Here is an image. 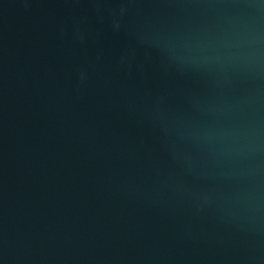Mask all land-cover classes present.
<instances>
[{
    "label": "water",
    "instance_id": "obj_1",
    "mask_svg": "<svg viewBox=\"0 0 264 264\" xmlns=\"http://www.w3.org/2000/svg\"><path fill=\"white\" fill-rule=\"evenodd\" d=\"M0 264H264V0H0Z\"/></svg>",
    "mask_w": 264,
    "mask_h": 264
}]
</instances>
